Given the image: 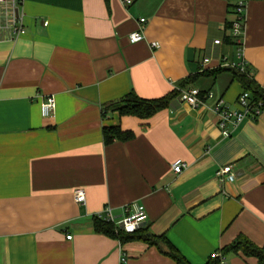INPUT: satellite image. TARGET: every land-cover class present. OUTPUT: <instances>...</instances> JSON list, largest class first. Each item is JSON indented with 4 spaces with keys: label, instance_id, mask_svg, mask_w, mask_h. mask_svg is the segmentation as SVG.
<instances>
[{
    "label": "crops",
    "instance_id": "crops-1",
    "mask_svg": "<svg viewBox=\"0 0 264 264\" xmlns=\"http://www.w3.org/2000/svg\"><path fill=\"white\" fill-rule=\"evenodd\" d=\"M131 1L24 0V33L0 34V264H176L146 242L97 234L93 219L106 206L121 219L124 207L143 205L149 233L190 264L240 235L264 245V114L223 138L213 111L219 100L235 107L243 92L231 73L215 72L221 57L238 62L241 50L264 89V1L246 4L240 46L226 24L243 0ZM141 19L145 38L131 43ZM190 88L213 97L147 121L103 115L130 92L152 100ZM48 97L56 109L44 116ZM107 126L136 137L106 146ZM177 160L187 164L180 174ZM227 166L235 180L221 183ZM224 264L257 260L230 254Z\"/></svg>",
    "mask_w": 264,
    "mask_h": 264
},
{
    "label": "built area",
    "instance_id": "built-area-1",
    "mask_svg": "<svg viewBox=\"0 0 264 264\" xmlns=\"http://www.w3.org/2000/svg\"><path fill=\"white\" fill-rule=\"evenodd\" d=\"M24 0H0V34H6L10 40H13L15 36L24 33L22 18L18 13V6ZM126 4H130L131 0H124ZM246 5L244 2H240L237 11L241 15H245ZM145 19L139 21V30L131 33L128 39L131 43H138L144 40V27L146 24ZM244 31V19L239 20L233 24L231 28L232 38L240 46L241 37ZM215 45H221L222 42L217 40ZM153 48H158L157 43L151 44ZM221 66L231 69L245 72L247 64L243 61L241 56V50L238 53V62H229L227 58L221 57ZM180 96L175 102L181 104H187L192 109H202L205 106L206 100L213 97V93L203 92L197 88H190L185 90H178ZM174 102V103H175ZM261 103L257 105L253 103L249 96L242 93L235 107H231L224 101L219 100L213 107V111L218 117L217 126L220 130V134L223 138H229L237 131L242 124L246 121H257L262 116ZM42 113L44 116L53 115L55 113L56 104L53 97H48L42 104ZM172 108V107H171ZM187 168V164L181 160H177L172 170L175 174L182 173ZM218 179L221 183L233 182L235 180V174L232 173L231 167L227 166L220 169L217 172ZM75 201L78 204H84L86 202V194L84 190H76ZM123 218L116 219L112 209L106 206L101 212L96 214L94 218L102 220L115 227L116 232H123L129 235L135 234L140 230L147 228L148 213L143 205H128L123 208ZM72 236L67 235V240H71ZM213 257H220L221 264H224V258L220 253L214 254ZM125 258H121L120 264H125Z\"/></svg>",
    "mask_w": 264,
    "mask_h": 264
},
{
    "label": "trees",
    "instance_id": "trees-1",
    "mask_svg": "<svg viewBox=\"0 0 264 264\" xmlns=\"http://www.w3.org/2000/svg\"><path fill=\"white\" fill-rule=\"evenodd\" d=\"M250 1H264V0H243L245 5ZM236 6H229L231 14L236 15L234 22H228L226 29L231 31L233 24L239 20L244 19L245 15L239 14ZM225 43H233L231 37L225 38ZM226 71L232 74V79L238 81L243 92L249 96L250 100L255 103H261L262 114H264V89L254 80L252 71L247 65L245 72H240L231 68L219 69L215 72ZM199 76L190 77L180 84V88H185L188 84L193 83ZM180 96L178 90H174L168 95L159 99H142L138 97L134 92H130L126 97L108 104L103 109V115L110 113H117L119 117H135L140 120H150L155 115L163 110L171 108L176 99ZM103 142L106 146L113 144L114 142H129L132 141L136 135L132 131H124L121 126H107L102 130ZM94 230L97 234L104 235L113 239L119 240L122 244L130 241H143L148 243L150 246L157 247L163 254L171 258L176 264H190L180 252L174 248L170 242L164 236H155L149 233L148 227L138 231L135 234L129 235L123 232H116L115 227L97 218L93 219ZM223 258L232 254L237 256H243L244 258H254L257 260V264H264V245L257 246L250 239L245 236H238L230 245L226 246L220 251ZM206 264H221L220 257H211Z\"/></svg>",
    "mask_w": 264,
    "mask_h": 264
}]
</instances>
